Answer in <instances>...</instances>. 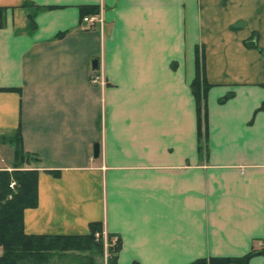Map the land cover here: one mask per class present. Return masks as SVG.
<instances>
[{
    "label": "crops",
    "instance_id": "obj_1",
    "mask_svg": "<svg viewBox=\"0 0 264 264\" xmlns=\"http://www.w3.org/2000/svg\"><path fill=\"white\" fill-rule=\"evenodd\" d=\"M82 6L97 7L102 25L87 27ZM0 7V88L12 89L0 91V139L19 128L23 150L39 159L26 234L80 236L97 222L118 237L110 262L74 252L82 264H189L264 246V0ZM253 35L256 47H247ZM196 48L209 84L200 140ZM92 71L102 88L90 84ZM246 264H264V255Z\"/></svg>",
    "mask_w": 264,
    "mask_h": 264
},
{
    "label": "trees",
    "instance_id": "obj_2",
    "mask_svg": "<svg viewBox=\"0 0 264 264\" xmlns=\"http://www.w3.org/2000/svg\"><path fill=\"white\" fill-rule=\"evenodd\" d=\"M23 6V4H22ZM33 6V5H31ZM38 9H45L39 7ZM98 13L95 6H82L79 9L80 20L83 17ZM5 26V8L0 7V28ZM34 22L29 18V28L34 30ZM60 34H58L59 36ZM245 45L255 48V35L245 41ZM195 75L190 83V91L194 99L196 110V126L198 140L206 138V111L205 96L209 84L206 83L203 74V54L196 48ZM12 90L0 88V91ZM231 95L227 94L220 101L228 99ZM12 145V159L10 170H0V264H19L25 261H35L38 264L47 262L52 254H74L96 250L102 252V242L95 239L96 233L101 234L102 225L100 223L89 224L88 233L80 236L65 235H30L24 232L23 213L25 209L34 208L37 205V170L32 168L39 159L35 154H29L22 148L19 128L12 136L3 137L0 143ZM11 180L16 185L15 192L9 189ZM9 197V198H8ZM112 239L107 235V242ZM117 245L107 247L108 262L120 248L119 239ZM264 255V246L251 248L242 257L238 258H204L192 261L189 264H246L253 255ZM113 263V261H112Z\"/></svg>",
    "mask_w": 264,
    "mask_h": 264
},
{
    "label": "rangeland",
    "instance_id": "obj_3",
    "mask_svg": "<svg viewBox=\"0 0 264 264\" xmlns=\"http://www.w3.org/2000/svg\"><path fill=\"white\" fill-rule=\"evenodd\" d=\"M8 148L11 150V148L9 146L7 147V149H6V147H0V163L6 161L8 159H9V161H11L10 160V159H12V158H10L11 157V151ZM10 183H14V180H11ZM15 189H16V185L14 183L13 189L10 188L9 190L12 193H14L15 192ZM96 234H97V237H95V235H94L95 239L97 240V239L100 238V240L102 242V252H98V253L101 255V257L103 255L104 258H105V256H107L106 254H108L107 253V247H108V245L111 244V242H112V240L114 238H116V241H114L115 243L114 244L112 243L113 245H110V246H112L111 248L116 247L117 242H118L117 241L118 237L112 236L114 238L111 239L110 242H106V244L104 246V238L102 237V235H105V234L108 235L107 232L102 227L101 234H98V233H96ZM0 252H1V250H0ZM78 254L81 255V253H78ZM75 256H77V255H73V254H66V255H62V254H52V255H50L48 257L47 262L44 263V264H82L81 263V260L79 258L75 257ZM100 263L101 264H104V260L100 259V262L98 263V261H97L96 264H100ZM19 264H38V263H36L35 261H25V262L19 263Z\"/></svg>",
    "mask_w": 264,
    "mask_h": 264
},
{
    "label": "built area",
    "instance_id": "obj_4",
    "mask_svg": "<svg viewBox=\"0 0 264 264\" xmlns=\"http://www.w3.org/2000/svg\"><path fill=\"white\" fill-rule=\"evenodd\" d=\"M82 22L87 24V27H93L96 25L100 26L102 24V16L100 15V13L90 15V16H86V17L82 18ZM89 82H90V84L99 86L101 88L104 86V79L100 73H95V72L90 73ZM13 186H14V183L9 184V188L13 189ZM95 237H97V234H95ZM102 237L104 238V246H105V244L107 242L106 241V234L102 235ZM114 241H116V238H114L112 240V242H111V244H109V246L113 245L115 243Z\"/></svg>",
    "mask_w": 264,
    "mask_h": 264
},
{
    "label": "water",
    "instance_id": "obj_5",
    "mask_svg": "<svg viewBox=\"0 0 264 264\" xmlns=\"http://www.w3.org/2000/svg\"><path fill=\"white\" fill-rule=\"evenodd\" d=\"M97 67V61L92 62V68L96 69ZM99 153V144L95 143L92 145V157L97 158Z\"/></svg>",
    "mask_w": 264,
    "mask_h": 264
}]
</instances>
